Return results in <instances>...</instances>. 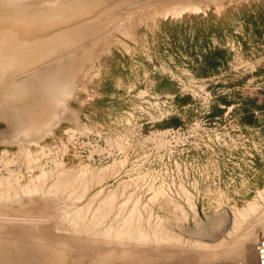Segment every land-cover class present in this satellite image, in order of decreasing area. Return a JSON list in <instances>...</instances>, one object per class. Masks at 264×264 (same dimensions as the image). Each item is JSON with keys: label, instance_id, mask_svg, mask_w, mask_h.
<instances>
[{"label": "rangeland", "instance_id": "1", "mask_svg": "<svg viewBox=\"0 0 264 264\" xmlns=\"http://www.w3.org/2000/svg\"><path fill=\"white\" fill-rule=\"evenodd\" d=\"M0 40L29 45L0 93L32 90L0 115V254L264 264V0H0Z\"/></svg>", "mask_w": 264, "mask_h": 264}, {"label": "bare ground", "instance_id": "2", "mask_svg": "<svg viewBox=\"0 0 264 264\" xmlns=\"http://www.w3.org/2000/svg\"><path fill=\"white\" fill-rule=\"evenodd\" d=\"M68 9V8H67ZM70 10V9H69ZM92 13V12H91ZM79 18V17H78ZM80 19H82V18H80ZM85 19V18H84ZM92 21H93V19H92ZM2 23V22H1ZM90 23H91V21H90ZM89 23V24H90ZM10 24V23H9ZM47 24V23H46ZM51 24V23H50ZM92 24H93V22H92ZM95 24V23H94ZM94 24H93V26H94ZM11 25V24H10ZM13 26H14V24H12ZM91 25V24H90ZM8 26V25H7ZM87 26H88V24H87ZM75 27H76V24H75ZM80 27V26H79ZM78 27V28H79ZM85 27V26H84ZM96 27V29H97V25L95 26ZM77 27H76V29H78ZM81 28V27H80ZM82 28H83V26H82ZM81 28V29H82ZM89 28V27H88ZM94 28V27H93ZM72 29V28H71ZM74 29V28H73ZM72 29V30H73ZM90 29V28H89ZM58 30H60V29H58ZM69 32H70V30L69 29H67ZM79 30V29H78ZM84 30V29H83ZM85 30H86V28H85ZM88 30V29H87ZM93 30V29H92ZM27 30H26V28L25 29H20V31H19V33H15V35L16 36H19L20 38H22V36L24 35V34H26L27 32H26ZM73 31H75V30H73ZM73 31H71V32H73ZM77 31V30H76ZM75 31V32H76ZM80 31V30H79ZM10 32H12V31H10ZM41 32V31H40ZM50 32H52V31H50ZM54 32V31H53ZM58 31H55V33H57ZM63 32H65V34L67 33L66 32V30L65 31H63ZM62 31H61V34H63V36H65V34L63 33ZM81 32H82V30H81ZM88 32V31H87ZM54 33V34H55ZM77 33V32H76ZM76 33L74 34V36L76 35ZM58 34V33H57ZM77 34H79V32L77 33ZM36 35V34H35ZM69 35H70V33L67 35L68 36V38H70L69 37ZM81 35H86V34H82L81 33ZM9 36H11V34L9 35ZM34 35H32V37H33ZM50 36H52V34L50 35ZM49 36V37H50ZM55 36V35H54ZM58 36V35H57ZM78 36V35H77ZM76 36V37H77ZM26 37V36H25ZM27 37H29V36H27ZM31 37V38H32ZM53 37V36H52ZM56 37V36H55ZM31 38H30V40H31ZM59 38V37H58ZM58 38H55L56 40H59ZM67 38V37H66ZM71 38H72V36H71ZM70 38V39H71ZM81 38V37H80ZM34 39V38H33ZM35 39H38V41H40L41 39H40V37H35ZM70 39L69 40H67V43L70 41ZM74 39H76V38H74ZM74 39H71L72 41L74 40ZM77 39H79L78 37H77ZM11 40V39H10ZM24 40H25V38H24ZM30 40H28V38H27V41L26 42H28L27 44H30L29 43V41ZM56 40H55V43H56ZM62 40H63V38H62V36H61V39H60V42L62 43ZM80 40V39H79ZM34 41H36V40H34ZM33 41V42H34ZM38 41H36V42H38ZM54 41V40H53ZM63 41H66V39H64ZM74 41H76V40H74ZM3 42H5V44L3 45ZM22 42V41H21ZM21 42L20 41H8L7 42V40L5 41V40H3V41H1L0 40V53L1 52H3V51H8V58L7 59H3V57L0 55V70H1V68H4L5 66L7 67V69H8V66H11V68H13V67H16L17 65H19V64H21V63H23V61H24V58H25V54H26V50H24V52L23 51H19V49H18V47L19 48H23V49H25L26 48V46H29V45H27L26 44V46H25V48H24V46H23V44L24 43H26V42H23V44H22V47H20V44H21ZM35 42V43H36ZM20 43V44H19ZM31 43H32V40H31ZM35 43H33L34 45H30V46H35ZM57 43H59V41L57 42ZM31 48V47H30ZM12 49L16 52V50L18 49V51H17V55H14L13 53L11 54V52H12ZM27 49H29V48H27ZM13 51V52H14ZM14 52V53H15ZM21 52V53H20ZM11 54V55H10ZM3 59V60H2ZM15 59H18V60H15ZM6 73V72H5ZM4 75H6V74H4ZM8 75V74H7ZM3 77V76H2ZM26 82H29V81H26ZM23 86H25L24 84H23ZM25 87H27V86H25ZM17 88V87H16ZM16 88H10V90L9 91H7L6 92V90L5 91H3V92H1L0 93V98L3 96V98H1L0 99V115H2L3 114V116H5V114L6 113H17V119L21 122V120H20V118H25L28 114H29V112H30V107H31V101L29 100V98H28V95L29 94H31V91L32 90H30V88H29V92L27 91L26 92V88H20L19 90H16ZM3 99V100H2ZM37 100H39L38 98H36L34 101H37ZM34 101H32V103L34 102ZM38 105H39V103L37 102V107H38ZM52 105V103H50V102H48V103H46V106H51ZM8 114L6 115V118H8ZM109 200H110V198H109ZM33 205H34V203H33ZM36 205V204H35ZM32 208V207H31ZM34 208V207H33ZM14 212H16V211H14ZM13 213V212H12ZM65 221V220H64ZM69 221V220H68ZM66 222V221H65ZM69 222L71 223V224H69ZM68 222V224L70 225V227L71 226H73L74 224L72 223V221H69ZM58 223V222H57ZM59 223H61V222H59ZM68 224H65V226L67 225V226H69ZM73 224V225H72ZM61 225V224H60ZM78 225V224H77ZM82 225V224H81ZM80 224H79V226H78V228H80V226H81ZM31 226V225H30ZM33 226V225H32ZM39 226V225H38ZM57 226V225H56ZM64 226V227H65ZM66 226V227H67ZM76 225H74V227H75ZM33 228V227H32ZM31 228V229H32ZM69 228V227H68ZM73 228V227H72ZM77 227H76V229H74L73 228V232H74V230L75 231H77V229H78ZM81 228H83V229H81ZM81 230H84V227H82L81 226ZM95 228V227H94ZM34 230H35V228H33ZM52 229V228H51ZM79 229V230H80ZM21 230V229H20ZM69 230V229H68ZM66 228L63 230V231H68ZM85 230H86V228H85ZM84 230V231H85ZM55 231H57V230H55ZM54 231V232H55ZM60 231H61V229H60ZM70 232H71V229L69 230ZM68 231V232H69ZM31 232L32 231H30V230H27V231H25V236H30V237H33L32 236V234H31ZM36 232H37V229H36ZM42 234L41 235H44L45 234V231L43 230V229H41V231H40ZM65 232H63L62 234H64ZM72 232V233H73ZM86 233H88V231L86 230L85 231ZM34 233H35V231H34ZM59 233H61V232H59ZM75 233V234H74ZM73 234H72V236H75V235H77L76 234V232H74ZM83 233V232H82ZM37 234V233H36ZM56 234V233H55ZM68 234H70V233H68ZM66 235V233L64 234V235H57V238L60 240V239H62V241L60 242V243H62V245L60 244V246L61 247H63L65 244H69V245H71V247H75V249L74 250H79V252H74V251H72V252H69L70 250H69V248L66 250V251H68V252H66V251H54V250H51V251H42V249L40 250V249H32V251H31V249H25V248H23L22 250L23 251H21V253L22 254H24L23 256V258H25V261L27 262L26 264H67V262H69L68 264H98L97 263V261L96 260H98V261H101V259H102V257L100 256V254H98V256H97V254H96V256L95 255H93V253L95 254V252H93L92 250H90V249H92L91 247H89L88 245H91V244H88L86 247H84V245H82L83 244V242H82V244H80V242L78 243V241H76V237H72V239H69V237L71 236V234L70 235ZM78 234H81V232H79ZM85 234V233H84ZM84 234H82V235H84ZM94 234V233H93ZM56 235H55V237H56ZM35 236V235H34ZM38 237H42V236H40V235H37ZM45 236V235H44ZM66 236H69V237H66ZM122 236V235H121ZM3 237V236H2ZM7 237V236H6ZM49 237V236H48ZM27 238V237H26ZM29 238V237H28ZM27 238V239H28ZM50 238V237H49ZM54 238V237H53ZM78 238V237H77ZM8 239V238H7ZM31 239V238H30ZM29 239V240H30ZM42 239V238H41ZM55 239V238H54ZM73 239H75V240H73ZM81 240V239H84V236H83V238H82V236H81V238L79 237L78 238V240ZM198 239V238H197ZM6 240V239H5ZM4 240V241H5ZM52 240V239H51ZM125 240V239H124ZM200 240V239H199ZM3 241V240H2ZM33 241V240H32ZM31 241V242H32ZM84 241V240H83ZM116 241V240H115ZM5 242H7V241H5ZM28 242V241H27ZM58 242V241H57ZM33 243H34V241H33ZM32 243V244H33ZM46 243V242H45ZM59 243V242H58ZM28 244V243H27ZM26 244V245H27ZM55 244V243H54ZM64 244V245H63ZM86 244V243H85ZM29 245V244H28ZM49 245V244H48ZM51 245H52V243H51ZM59 245V244H58ZM30 246V245H29ZM32 246V245H31ZM53 246V245H52ZM65 248H66V245H65ZM87 248H89V249H87ZM261 249H264V247H262ZM3 250V249H2ZM40 250V251H39ZM1 251V250H0ZM4 251V250H3ZM93 252V253H92ZM99 252V251H98ZM96 253H97V251H96ZM2 255V256H1ZM264 255V254H263ZM13 256H15V255H13ZM39 256H41V257H39ZM20 259H22L21 257H19ZM258 258H259V254H258ZM263 259H264V257H262ZM103 259H105V258H103ZM262 259V260H263ZM78 260L80 261V262H78ZM260 260V259H259ZM25 261L24 262H20L19 260H15V259H13V258H9V260H8V255H4V254H0V264H25ZM78 263H77V262ZM106 264V263H105Z\"/></svg>", "mask_w": 264, "mask_h": 264}, {"label": "water", "instance_id": "3", "mask_svg": "<svg viewBox=\"0 0 264 264\" xmlns=\"http://www.w3.org/2000/svg\"><path fill=\"white\" fill-rule=\"evenodd\" d=\"M217 222H219L218 225ZM230 222V217L223 215L220 219L215 220L210 227L205 228L204 231H197V236L195 237L205 242H214L220 239L228 231Z\"/></svg>", "mask_w": 264, "mask_h": 264}, {"label": "trees", "instance_id": "4", "mask_svg": "<svg viewBox=\"0 0 264 264\" xmlns=\"http://www.w3.org/2000/svg\"><path fill=\"white\" fill-rule=\"evenodd\" d=\"M212 57H216V56H212ZM208 59H209V58H208ZM209 60L212 61V59H209ZM215 62H216V61L211 62V63H210V67L215 68V67H216ZM171 122H175V121H171Z\"/></svg>", "mask_w": 264, "mask_h": 264}, {"label": "crops", "instance_id": "5", "mask_svg": "<svg viewBox=\"0 0 264 264\" xmlns=\"http://www.w3.org/2000/svg\"><path fill=\"white\" fill-rule=\"evenodd\" d=\"M212 224V223H211ZM211 224L209 225V227L211 226ZM204 228H208V226L204 227ZM205 242V241H204Z\"/></svg>", "mask_w": 264, "mask_h": 264}]
</instances>
